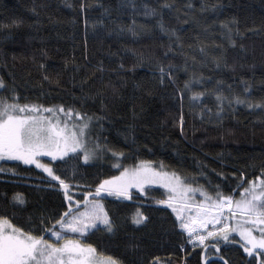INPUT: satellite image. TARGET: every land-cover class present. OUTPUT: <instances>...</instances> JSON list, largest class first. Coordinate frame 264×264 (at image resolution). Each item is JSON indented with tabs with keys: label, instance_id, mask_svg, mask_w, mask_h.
I'll return each instance as SVG.
<instances>
[{
	"label": "trees",
	"instance_id": "1",
	"mask_svg": "<svg viewBox=\"0 0 264 264\" xmlns=\"http://www.w3.org/2000/svg\"><path fill=\"white\" fill-rule=\"evenodd\" d=\"M161 66L171 73L163 84ZM0 78L9 102L55 109L72 127L83 121L59 107L86 113L88 147L107 146L87 163L81 152L42 159L67 190L35 164L0 161V216L49 241L44 229L68 209L66 194L82 203L102 180L138 162L212 198L235 199L264 173V0H0ZM130 197H99L113 232L98 225L65 237L117 264L264 261L234 236L219 240V251L217 240L207 248L190 242L172 207L157 203L168 199L161 189ZM137 209L147 217L140 225L132 219Z\"/></svg>",
	"mask_w": 264,
	"mask_h": 264
},
{
	"label": "snow or ice",
	"instance_id": "2",
	"mask_svg": "<svg viewBox=\"0 0 264 264\" xmlns=\"http://www.w3.org/2000/svg\"><path fill=\"white\" fill-rule=\"evenodd\" d=\"M83 7V5H82ZM170 7V5H165ZM155 10H153L154 12ZM161 31L167 32L168 29L164 24L160 23ZM231 31V29H229ZM171 35H175L172 31ZM179 40V37H177ZM222 58L217 59V66H220ZM225 66H227L225 64ZM123 68V65H120ZM160 82L163 84L166 76L171 78L170 70L166 72L165 68H159ZM47 79V77H45ZM190 82H185V87L189 86ZM6 87L5 82L0 78V91ZM203 93L194 94L202 95ZM13 100H18V96L13 95ZM217 99L223 100L225 97L217 95ZM236 103H245L239 97L235 98ZM253 107L252 104L248 105ZM29 111H37L35 106L20 105L18 103L9 102L7 97H0V158L7 156L12 159L21 160L25 164H35L37 168H42L53 181H58L59 186L65 190L69 188V184L60 176L55 175V171L48 164H43L35 159L38 154H45L56 160L57 157H66L69 152L76 153L79 156L83 152V160L87 163L98 155V150L103 151L107 146L96 143L94 148L88 147L89 134L88 129L92 117L88 116L87 120L83 118L87 116L86 113L78 112L72 108L67 110L59 107V112L64 113L66 117H79L83 121L78 125H74V130L67 131V123L55 119V117H44L38 112L37 115H29ZM47 113H55V109H44ZM55 119V122H53ZM79 150V151H78ZM108 151L113 152V156L120 158L123 153L115 152L108 148ZM114 167H122L117 163ZM3 169H0L2 171ZM167 173L157 171L155 168L149 166L145 162H141L138 166L133 168H124L119 176L111 177L110 179L102 180L95 190V195L85 193L84 201L81 207L72 204V197L67 196L69 202L68 209L60 214L59 219H56L51 228L44 229V233L50 237H55L57 242L51 243L49 239H45L43 235H36L32 231H25L12 223L7 216H0V264H117V261L108 258L101 260L95 255L96 249L92 245L83 246L79 240L65 239L67 234H83L90 229L97 228L102 224L108 232H113V222L106 211L105 206L101 203L102 198L100 194L107 192L109 195H116L117 197H128L130 188H138L145 191L146 184L163 183V186L169 190L171 195L166 200H159L157 203L167 204L172 207L173 212L176 213L178 227L187 231L192 239L205 244V237L197 235L196 226L204 227L208 222V217L203 218L198 213L196 217L185 219L182 216L183 208L177 209L174 202L179 197L186 195L189 192L195 193L199 191L204 195L206 200L211 201L216 212H222L224 208H228L231 212V218L239 215L245 218V223L251 225H259V235H253V227H245L243 224L237 222L233 227L229 224H224V227H216L215 231L208 232V236L221 237L224 241L229 240V232H239L243 241L242 244L244 252L253 255L254 251L258 256L264 257V179L260 180L257 185L252 182L250 187L243 188L241 192V199L235 200L232 195H225L217 192L215 199L208 196L202 189L192 188L190 185H185L179 176L173 175L172 179H166ZM260 191H257V189ZM90 196L92 197L90 199ZM14 201L20 204L24 203L21 194H15ZM76 205H81V202L76 201ZM192 205L185 204V207ZM204 212L213 211V207L205 206ZM133 223L140 225L146 222L147 217L143 215L140 209L136 210L133 215ZM219 220V216H213L211 222L215 225ZM45 223L44 220L41 221ZM57 227L59 230H57ZM60 240L64 242L59 243ZM217 241L216 247H218ZM223 259V257H220ZM204 259H207L205 255ZM214 264V262H209ZM228 264V261H225ZM264 264V261H262Z\"/></svg>",
	"mask_w": 264,
	"mask_h": 264
},
{
	"label": "rangeland",
	"instance_id": "3",
	"mask_svg": "<svg viewBox=\"0 0 264 264\" xmlns=\"http://www.w3.org/2000/svg\"><path fill=\"white\" fill-rule=\"evenodd\" d=\"M37 110V109H36ZM37 112L41 115V116H44V117H55V119H60L64 122H66L64 119H62L61 117L58 118L57 114L56 113H50V115L46 116V114H48L47 112H45L44 110H37V111H32V113L30 115H37ZM55 119L53 122H55ZM67 123V122H66ZM67 131L68 132H71L73 131V127L71 124L67 123ZM79 151V150H78ZM71 152H69L68 154H70ZM82 153V156H83V152ZM59 157V156H58ZM44 158H49V159H52V157L50 156H47L43 153L41 154H38L35 159L39 160L41 163H42V159ZM1 160H5V161H9V160H16V159H12V158H9L7 156H4L2 158H0V161ZM141 162H138L136 165L132 166V167H129V168H133V167H136L140 164ZM146 164H148L149 166L155 168L151 163L149 162H145ZM34 164V163H33ZM156 169V168H155ZM157 171L159 172H162V173H167V178L166 179H172L173 175L172 173L170 172H167V171H163V170H159V169H156ZM122 172V171H121ZM120 175V174H119ZM118 175V176H119ZM261 179H264V173L257 177L256 179L252 180L246 187L244 188H247V187H250L251 183L252 182H255L257 185L260 184V180ZM145 188V191L149 188H158V189H161L165 192H167L168 196L171 195L172 193L169 192L168 189H166L164 186H163V183H154V184H146L144 186ZM129 196L132 194V192H138V193H144L145 191H141L140 189L138 188H130L129 190ZM243 191V189L239 192L238 196L234 199L235 200H240L241 199V192ZM257 191H260V189L258 188ZM104 194H107V192H103L100 194V196L104 195ZM92 195L94 196L95 193H92ZM92 197L90 196V199ZM99 198V197H98ZM215 199V198H213ZM185 204L187 205H192L191 207H185ZM74 206H77V207H81V210H82V205H83V202L81 203V205H76V203L73 204ZM174 206L177 207V209H181L183 208V212H182V216L185 218V219H188L190 217H196L197 214L199 213L200 214V217L203 218L205 215H207L208 217V220L209 222L204 226V227H200L199 225L196 226L195 230L197 232V235H203L205 237V243L206 242H209V241H214V240H217L220 242H228V241H224L221 237H212V236H208V232H212V231H215V228L216 227H224V224H229L233 227L236 226L237 222H239L240 224H243L245 227H253V235H259V232H258V228L260 227L259 225H251V224H247L245 223V218L243 217H240L239 215H237L236 217L234 218H229L231 217V212L230 210L229 211H226L228 210L227 208H224L222 210V212H216L214 210V206L211 205V201L209 200H206L205 196L204 195H201V193L199 191L195 192V193H192V192H189L187 193L186 195H183L181 197L178 198V200L176 202H174ZM205 206H209V207H213V211L211 212H208L207 214L204 212V207ZM213 216H219V220L216 222V224L214 225L212 222H211V218ZM99 225H102V224H99ZM59 230V229H58ZM86 233V232H85ZM188 233V232H187ZM76 234H79V233H76ZM84 234V233H83ZM189 235V234H188ZM236 237L238 240H239V243L240 245L242 246V244H244L245 242L243 241L242 237L240 236L239 232H229V237ZM65 239H70V238H66ZM230 239V238H229ZM50 240L49 242L51 243H56L57 240L55 237H50ZM190 242H197L199 244L198 241L192 239V237H190ZM64 241L63 240H60L59 243L62 244ZM242 249L244 250V248L242 247ZM260 251V250H256L254 251L253 255H256L257 257H259L257 255V252ZM246 253V252H245ZM247 254V253H246ZM95 255L97 257H99L101 260H107L109 257H106V256H101V255H98L97 253H95ZM249 255V254H248ZM113 260V259H112Z\"/></svg>",
	"mask_w": 264,
	"mask_h": 264
},
{
	"label": "bare ground",
	"instance_id": "4",
	"mask_svg": "<svg viewBox=\"0 0 264 264\" xmlns=\"http://www.w3.org/2000/svg\"><path fill=\"white\" fill-rule=\"evenodd\" d=\"M228 209V208H227ZM225 210V209H224ZM226 211H229V209L228 210H226Z\"/></svg>",
	"mask_w": 264,
	"mask_h": 264
}]
</instances>
